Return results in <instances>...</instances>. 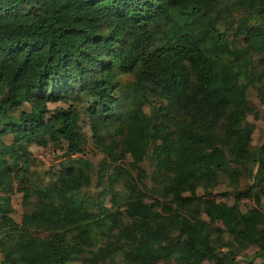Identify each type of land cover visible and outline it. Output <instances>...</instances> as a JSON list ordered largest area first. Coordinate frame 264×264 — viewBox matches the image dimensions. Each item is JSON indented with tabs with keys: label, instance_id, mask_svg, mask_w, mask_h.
I'll list each match as a JSON object with an SVG mask.
<instances>
[{
	"label": "trees",
	"instance_id": "trees-1",
	"mask_svg": "<svg viewBox=\"0 0 264 264\" xmlns=\"http://www.w3.org/2000/svg\"><path fill=\"white\" fill-rule=\"evenodd\" d=\"M233 6L246 13L234 28L236 36L244 34L241 44L214 24ZM253 53L264 54V0H0V264H69L75 255H83L82 264H101L118 252L137 264L171 256L183 264L233 259L209 243L210 229L198 215L154 213L157 200L144 198L146 158L154 164L158 195L170 193L181 204L197 200L196 213L221 220L234 242L254 244V255L264 254V214L257 206L241 211L235 202L193 192L197 181L248 154L252 125L245 120V93L249 73H262ZM257 62L264 72V56ZM71 92L94 103L93 135L109 159L119 154L106 147L104 135L131 155L136 178L115 174L127 180L125 206L106 211L95 196L61 192L62 184L90 181L82 159L55 181L36 184V198L18 223L9 216L6 174L17 165L23 170L27 143L64 139L68 154L83 150L85 137L74 131L77 112L70 105L45 115L48 101ZM150 96L158 99L156 114L144 110ZM26 102L30 108H20ZM7 132L10 143L1 139ZM258 162L256 181L264 191V157ZM174 228L175 241L168 237ZM13 229L20 235L10 241Z\"/></svg>",
	"mask_w": 264,
	"mask_h": 264
},
{
	"label": "rangeland",
	"instance_id": "rangeland-1",
	"mask_svg": "<svg viewBox=\"0 0 264 264\" xmlns=\"http://www.w3.org/2000/svg\"><path fill=\"white\" fill-rule=\"evenodd\" d=\"M245 14V10L233 6L230 10L224 12L223 19H217L214 24L219 30L225 32V37L233 42V44H241L244 34L236 36L234 34V28H236L239 23V19ZM204 20V22H207L208 19L204 18ZM252 21V19L249 20V22ZM262 56H264V54L253 53L257 65L256 69L262 73L258 75L255 71L249 73L250 81L247 84L245 93L249 105L245 120L252 125L248 154L241 162L230 160L228 168L217 171L215 177L208 180L202 179L197 181L193 192L194 194L204 195L205 197H210L216 201L228 204L235 202L241 211H246L251 207L257 206L264 214V191L260 189L256 181L257 176H259L258 160L264 157V149L261 148V146L264 145V72L262 71L261 64L257 62L259 57ZM122 77L127 80L130 74L125 73ZM77 88L78 85L75 86V91ZM115 93L120 95L118 105L124 109L127 105L124 97L121 96L119 89H116ZM157 104L158 99L150 96L149 101L144 105V110L149 114H156L158 112ZM69 105L77 112V117L73 122L74 131L79 132L85 137L83 150L68 154L64 139H61L57 143L48 141L45 145H39L35 142L27 143L30 154L27 159H24L25 156L20 157V160L23 161V170H17V165L6 174L7 180L10 181V188L6 189L5 194H8L12 206L9 216L18 223L23 220V214L31 208L36 198L35 193L31 192L34 186L36 184H47L55 181L59 174L66 173L68 168L78 165L81 163L82 159L88 162V167L90 168V181H86L87 183L81 186L78 183L70 185L62 184L60 187L61 192L82 191L87 193L90 197L91 195L95 196L98 205L101 206L100 208H105L106 211H110L117 207L122 211L125 206L124 200L128 194L127 180H123V177L120 176L116 177L115 174L119 173L127 177L128 174L131 173L132 179L136 178L137 170L131 168L129 165L132 159L131 155L127 151L114 146L110 137L104 135V140L107 142L106 147L113 148L119 154V159H109L103 148L102 139H97L93 135L94 132L91 126L92 119L90 114L91 107L94 106V103L92 104L85 95L79 97L77 94H74V92H71L65 97H58L50 100L47 102L48 111L45 115L46 117H50L58 110V107H66ZM14 107L16 109V105H14ZM20 108L29 109L30 103H23ZM117 108L118 107H116V109ZM98 110L99 107L97 108V111ZM108 113L111 114L110 111H108ZM157 120H160V118L158 117ZM111 122L113 121L108 123L109 127L113 124ZM1 128L2 125L0 124V129ZM101 132L105 133L103 127H101ZM1 139L6 143H10L12 134L7 132L1 136ZM141 166L146 172H144L145 175L143 178L146 185L144 188V198L149 202H153L154 199L157 200L154 207V213L156 215L160 213L179 214L180 217H194L198 215L201 220L206 221L208 229H210L209 243L216 249L219 255L227 254V256L233 257L231 260H226V264L230 262L231 264L236 262L243 263L250 258H253L255 263L264 260V254L254 255L258 249L256 245L250 244L241 246L234 242L232 235L226 230L221 220L211 221L203 211L196 213L198 209L197 200L194 199L193 203L181 204L176 202L170 193H161L158 195L157 187H160V184L158 181L153 180L152 173L154 164L152 160L150 158L144 159L141 162ZM15 171L17 175L16 173L14 174ZM233 172L235 173L232 175ZM111 174H113V180L110 179ZM100 190L102 191L100 192ZM0 193H3L2 189H0ZM184 194H191V191L186 190ZM113 201L114 204L112 205ZM191 220L194 221L193 218H191ZM8 233L9 240L12 241L16 236L20 235V230L13 229ZM177 236L178 229L174 228L171 230L168 237L175 241ZM1 257L2 253L0 251V260ZM82 257L83 255H75L70 260L69 264H82ZM196 262L198 264H214L213 260L208 259H198ZM100 263L137 264L125 260L120 252L113 256L106 257ZM152 264H183V262L171 256L161 257Z\"/></svg>",
	"mask_w": 264,
	"mask_h": 264
}]
</instances>
